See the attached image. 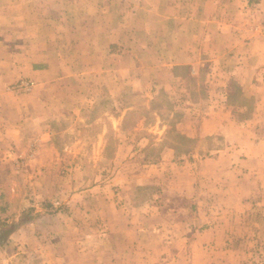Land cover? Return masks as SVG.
<instances>
[{"label": "crops", "instance_id": "1", "mask_svg": "<svg viewBox=\"0 0 264 264\" xmlns=\"http://www.w3.org/2000/svg\"><path fill=\"white\" fill-rule=\"evenodd\" d=\"M263 18L264 0H0V166L26 169L37 187L36 179L52 175L54 163L64 160V136L85 123L81 114H116L108 128L126 132L121 122L134 112L130 128L142 131L143 110L156 114L162 105L176 115L171 142H163L165 135L152 140L148 132L99 135L97 143L114 146L109 161L129 162L159 146L154 164L139 162L132 173L127 167L114 190L92 188L90 217L82 211L86 192L77 191L65 199V214L59 207L11 222L7 245L0 239V249H7L0 264L26 263L21 247L36 243L38 233L47 243L61 241L55 251L63 261L50 253L48 264L54 258L92 264L101 257L175 264L190 232L195 238L188 245L203 254L204 264L216 257L243 264L248 243L260 239L258 209L264 211V39L255 29ZM185 77L193 84L187 87ZM21 78L34 86L19 94L10 86ZM100 101L113 105L90 103ZM154 102L160 104L151 107ZM154 127L167 133L162 120ZM205 136H216L221 147L203 155L184 147ZM154 187L192 198L189 217L167 222V233L159 221L167 220L160 194L147 198L153 213L133 203V189ZM3 198L0 184L1 220ZM90 221L91 239L79 248L78 231ZM39 246L36 253L45 255L44 243Z\"/></svg>", "mask_w": 264, "mask_h": 264}, {"label": "rangeland", "instance_id": "2", "mask_svg": "<svg viewBox=\"0 0 264 264\" xmlns=\"http://www.w3.org/2000/svg\"><path fill=\"white\" fill-rule=\"evenodd\" d=\"M203 70V67H201ZM201 74H205L204 71L201 72ZM185 85L188 87L193 84L191 78L185 77ZM243 103L246 106H250L252 101L250 98H243ZM123 104L126 102H129L128 99L122 100ZM163 105L164 100L162 99ZM91 105H96L99 107L103 106H110L113 105V102L105 103V102H90ZM120 103L118 101L115 102ZM135 103V102H133ZM157 104H160L159 102H154L151 104V107L156 106ZM143 106L144 103H143ZM161 109L155 111L150 110H143L142 117H143V131L142 128H130L132 123L135 122V117L139 114H129L126 115L124 122H121V126H127L129 129L123 130H112V128H108L112 126V118L111 115L116 114H102L99 113H93L89 112V114L83 113L81 114L83 116V119L85 123L82 124V122H79L78 127L75 129H72L68 136H64V141L66 144L61 145L62 147V158L64 160L57 161L54 163V167L52 168L53 172L52 175H46L41 176L37 181V187H34L33 184H31V180L34 179L29 178L27 176V170H15L14 168H11L7 164H3L0 166V184L4 188V203L7 206L6 212L3 214V220L0 219V239L4 241V244L7 242V236L9 235V231L11 230V222H14L17 219H21L22 217L27 216H39L44 211H51L52 209L55 211H58L59 207L65 206V199H67L73 192H79L83 191L85 193V200L88 201V208L82 206L83 216L90 217V212L92 206L91 203V196H92V188L94 187H100L104 186L102 188H111L114 190V185L116 180H119L120 178H123V171L127 167L131 168V173L137 169L138 163L142 164H154V162H151L153 158V155L155 152L158 151V147H154L152 151H148L143 153V155H140L137 158L129 159V162L125 161H109L107 157L111 155V152L113 151L114 146H107L103 144L97 143L99 140V135H104V139L106 140L107 137L110 139L117 138L119 136H123L124 134L127 136H133L136 137L139 132L149 133V136H151L152 140L157 137H164L163 142H171L173 140V136L171 135V131L169 128H171L172 122L175 120L176 115H170L166 108H163V106H160ZM110 117V118H109ZM160 117V120L157 121V118ZM86 118V119H85ZM161 120L162 125L167 126V133L164 134L163 127H161ZM159 122V129L156 127L150 128L151 125L154 123ZM108 128L106 130L105 128ZM162 131V133H161ZM104 132V133H103ZM120 134V135H119ZM71 137V138H70ZM185 143V142H184ZM222 141L218 140L216 136H205L201 137L197 142H191L188 144H185L184 147H193L192 150L196 149L195 152H197L199 155H203L206 152H209L213 149H217V147H221ZM137 147V146H135ZM69 151H66V150ZM112 149V150H111ZM144 152V151H143ZM145 156V157H143ZM148 159V161L145 160ZM63 169L66 171V174H62L61 172L58 173V170L56 168ZM120 171V172H119ZM127 176V175H126ZM128 177V176H127ZM129 179V178H128ZM114 182V183H113ZM45 183V188L42 187L41 184ZM113 184V186H111ZM158 186V185H157ZM53 190L47 192L46 190L48 188H53ZM134 187V186H133ZM33 189V190H32ZM159 189V188H158ZM168 193H163L158 191L155 187L154 188H148L144 189L140 193V191L137 193L136 189H133L134 197H133V203L136 205H140L141 207L148 206L147 204V198L149 196H152L153 194H160L159 198L162 199L161 202V209L165 210V216L167 220L161 218L162 224L160 226H163L164 229L161 231L162 233L170 232L172 229L167 222L175 219H183L189 217V204L192 198L190 196H182L179 194H171V189H168ZM53 193V194H51ZM47 197L46 199H43L44 197ZM158 200V199H157ZM51 201V202H49ZM143 203L145 205H143ZM30 204V205H29ZM29 206H33L34 208L30 213H27V208ZM176 208H175V207ZM181 206V207H179ZM184 206V207H183ZM64 207L61 208V213H67ZM154 209V208H153ZM151 207L148 206V212H152L153 210ZM178 209V210H176ZM160 210V209H159ZM259 210V215L257 218H259V229H257L258 232H260L261 235H259L258 240L248 243L249 251L251 254H246L245 256L239 257L241 259V263L243 264H264V211L261 209ZM16 215V216H15ZM82 227V226H81ZM179 231L183 230V228L177 227ZM93 224L92 221H90L89 225H86L82 228L81 231H78L80 233V236L82 239H80L79 242H76L79 246V248L84 247L87 245L90 240V236L92 234ZM101 229H104V232L106 229L101 226ZM94 232H97L94 230ZM91 233V234H90ZM255 233V232H254ZM94 234V233H93ZM195 232H190L186 237L187 240L185 241L183 239V244L179 250L182 252V256L177 257L175 264H204V256H198L195 254V248H191L188 244L193 243V239L195 238ZM88 239V240H87ZM197 242V239H195ZM11 243H15L13 239H10ZM164 242V241H163ZM44 243L43 249L45 251V255L39 256L38 250L40 249L41 244ZM61 243L60 240H52L50 243H47V240L42 237L41 233L37 234V241L36 243H30L29 246L27 244L23 245L21 247V254H24L26 257L29 255V258L27 257V261L24 264H29L28 262H34L35 264H48V261L52 258H46V256H50V253L53 254L55 257H60L63 261V257H61L57 252L55 251V248ZM166 243V242H164ZM168 243V242H167ZM52 244V245H50ZM7 245V244H6ZM188 245V247H187ZM20 246V245H18ZM69 246H73L71 243H69ZM5 247V246H4ZM0 249V253L4 254L7 249ZM54 248V250H53ZM188 250L191 252H194V256L191 257L188 255ZM34 249H37L35 251ZM32 250V251H31ZM4 251V252H3ZM31 251V253H29ZM186 251V253H185ZM35 252V253H34ZM57 252V253H55ZM185 253V255H184ZM96 258H94L92 264H120L122 263V260H115L114 258L107 257H101L100 261H96ZM221 259L222 263L226 261V258H213L214 264H217V260ZM57 258H54V263ZM127 264H143V258L139 257H131L128 259ZM66 264V263H65ZM77 264H91L88 261H84L77 263ZM225 264V263H224Z\"/></svg>", "mask_w": 264, "mask_h": 264}, {"label": "built area", "instance_id": "3", "mask_svg": "<svg viewBox=\"0 0 264 264\" xmlns=\"http://www.w3.org/2000/svg\"><path fill=\"white\" fill-rule=\"evenodd\" d=\"M258 35L264 39V18L260 20L255 27ZM34 86V81L28 78H21L11 84V89L16 93H26L30 91Z\"/></svg>", "mask_w": 264, "mask_h": 264}, {"label": "trees", "instance_id": "4", "mask_svg": "<svg viewBox=\"0 0 264 264\" xmlns=\"http://www.w3.org/2000/svg\"><path fill=\"white\" fill-rule=\"evenodd\" d=\"M27 219V216L23 217V219H20V220H26ZM11 230L9 231L11 233V231H13V229L15 228L16 224L15 223H11Z\"/></svg>", "mask_w": 264, "mask_h": 264}]
</instances>
